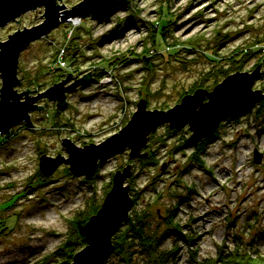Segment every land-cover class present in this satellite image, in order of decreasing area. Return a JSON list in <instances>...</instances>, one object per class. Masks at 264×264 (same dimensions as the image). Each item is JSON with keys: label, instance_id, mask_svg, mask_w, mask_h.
<instances>
[{"label": "rangeland", "instance_id": "rangeland-1", "mask_svg": "<svg viewBox=\"0 0 264 264\" xmlns=\"http://www.w3.org/2000/svg\"><path fill=\"white\" fill-rule=\"evenodd\" d=\"M79 1L62 0L67 7ZM42 14L44 8L38 7L1 27L0 41L18 28L40 23ZM61 47L65 65L56 70ZM249 48L262 50L238 55L251 52ZM263 58L264 0H129L103 20L82 18L72 41L61 23L32 42L19 57L18 91H44L60 72V80L68 73L81 77L89 71L93 79L67 92L62 108L41 99L43 108L31 112L32 129L19 123L10 129L13 137L0 135V264H40L45 259L55 264L59 258L51 253L64 239H74L75 220L100 207L114 172L127 164L132 175L126 182L138 196L133 209L144 211L154 228L164 225L167 208L178 204L182 232L193 238L189 244L173 236L164 242V249L178 246L175 262L168 264H190L193 252L203 262L214 258L219 245L232 247L241 241H251L264 252L260 103L221 121L205 141L201 165L192 157L196 144L186 143L188 127L170 129L165 124L150 135L144 149L153 153L149 164L131 159L125 150L101 161L91 179L72 175L67 164L42 180L39 170L42 155L67 157L63 138L78 146L99 143L129 121L140 99L147 100L148 109H168L198 85L212 90L236 64H244L239 71L260 65L253 88L264 91ZM107 71L114 78L103 83L110 77ZM54 121L58 124L53 126ZM255 151L261 154L259 163ZM138 255L134 264L145 260L144 254ZM105 262L124 264L115 253Z\"/></svg>", "mask_w": 264, "mask_h": 264}, {"label": "water", "instance_id": "water-1", "mask_svg": "<svg viewBox=\"0 0 264 264\" xmlns=\"http://www.w3.org/2000/svg\"><path fill=\"white\" fill-rule=\"evenodd\" d=\"M62 0H0V28L15 21L22 14L44 8L43 20L31 27L17 29L0 41V135L8 137L10 129L19 123L32 128L31 112L41 110V99L55 101L58 108L66 105V94L93 79L90 71L81 77L71 73L44 91H18L21 79L18 62L22 51L32 42L45 37L70 17H90L103 20L111 16L119 4L127 0H80L67 7ZM19 23V20L17 21ZM77 74V73H76ZM260 65L252 71H235L217 83L212 90L197 88L182 96L180 102L168 109H148L147 100L140 99L129 121L99 143L78 146L69 138L61 140L67 157L42 155L39 170L52 174L61 164H67L72 175L91 179L105 158L128 150L131 159L145 157L144 149L149 137L160 126L170 129L188 127V144H197L214 134L221 121L251 110L264 99V91L254 89L260 76ZM72 78V80H71ZM261 154L255 151L254 161ZM132 175V165L127 164L114 172L111 188L105 194L97 212L83 226L86 245L78 250L71 264H103L114 250L112 238L129 215L133 204L130 186L126 182Z\"/></svg>", "mask_w": 264, "mask_h": 264}, {"label": "trees", "instance_id": "trees-1", "mask_svg": "<svg viewBox=\"0 0 264 264\" xmlns=\"http://www.w3.org/2000/svg\"><path fill=\"white\" fill-rule=\"evenodd\" d=\"M128 2L129 0H127V3ZM79 26L74 28L68 41H72L74 32L76 28H78ZM65 47L69 48L68 44H65ZM261 50H262L261 48H258L257 50L250 49L251 52H248V51L240 52V54L238 55L239 56L251 55L253 53H260ZM233 60L235 61L237 59L234 58ZM262 60L263 61L261 63L264 64V58ZM110 62H111L110 60L106 62V66H104L103 67L104 69H102V72L99 73L100 75L105 73L104 71L105 67H109ZM243 65L244 64H236L235 66H233L232 69L224 71V76H227L230 73H233L235 71L242 70ZM56 70H62V69L60 66H56ZM63 76H64V73L60 72V74L56 76V80L59 82V80ZM26 84L28 87L31 84V81L26 82ZM198 86L200 87V85ZM198 86H196L195 88H199ZM189 92L190 91H186L185 93H189ZM185 93L183 95H185ZM183 95H181L180 99L182 98ZM263 106H264V99L260 102L259 107H263ZM259 112H261V110H259ZM55 124H58V123L54 121L53 126ZM170 131L172 130H169V132ZM10 134H11L9 135L10 137H13L15 135V133H13L12 131H10ZM214 134H216V132H214ZM208 139L209 138L201 140L195 146L196 150L193 152L192 157L194 158V161H196V163L199 165L202 164L200 154L203 152L205 141ZM186 143H187V140H186ZM152 158H153V153L151 152L148 153L145 151V157L140 158V161L143 163L149 164L151 163ZM40 175H41V180L47 177L46 175H43V174H40ZM129 186H130V195L133 200L132 208L129 212L127 219L121 223L117 232L114 234L112 238L113 245H114V250L112 253L119 255L121 261H123L124 264H134L133 259L139 256L138 254L145 255V260L142 264H168L169 261H172V263L175 262L176 260L175 254H176V249L178 247L177 244L174 243V245L172 244L170 248L164 249L162 248L163 247L162 245L164 244V242L169 237H172V236L174 237V241L177 238H180V239H184L186 243L188 244L191 243L193 239V238L188 237V235L185 234V232H182L181 225L176 218L178 204H175L171 208L170 207L167 208L166 214L163 215L161 218L163 219L164 225L161 226V224H159V225H155V227L152 228L150 222H147L146 220L147 218L146 213L144 211H136L133 209L136 204V200L138 199V196L136 193H134L135 190L132 187V185L129 184ZM110 188H111V182L109 183L106 189V193L109 191ZM98 208H99V205L92 207L91 210L89 211L87 210L84 216H82L81 218L78 217L75 220L74 239L73 238L71 239L70 237L64 239L57 246V248L51 253L53 258L54 257L59 258L57 261H55V264H71L73 255L78 250H80L82 247L86 245V241H85L84 233H83V226L87 222L89 217L97 212ZM164 226L165 228H163L161 231V227H164ZM136 252L138 254H135ZM47 257H49V255ZM46 260L47 259L42 260L45 262H42L40 264H49L48 261ZM190 262H191L190 264L192 263L264 264V252L261 251L257 245L255 246V243L251 241H245V242L241 241V242H234L232 247L226 246V245H223V246L219 245L217 247L216 255L214 256V258L205 259L203 262L197 261L196 255L193 252V254L190 256ZM105 263L106 262H104L103 264Z\"/></svg>", "mask_w": 264, "mask_h": 264}, {"label": "built area", "instance_id": "built-area-1", "mask_svg": "<svg viewBox=\"0 0 264 264\" xmlns=\"http://www.w3.org/2000/svg\"><path fill=\"white\" fill-rule=\"evenodd\" d=\"M58 3L62 4L63 2L61 1V2H58ZM81 22H82V18L81 17H70V18H68L66 20V22H64L66 24V26H67V37H68V39L70 38L71 33L74 30V28L79 26L81 24ZM64 51H65L64 47H61L59 49L58 63L60 64V67H61V65H65V60L63 59ZM107 73L110 75V77L104 78L103 83H109V82L113 81L114 77L112 76L111 72L107 71Z\"/></svg>", "mask_w": 264, "mask_h": 264}]
</instances>
